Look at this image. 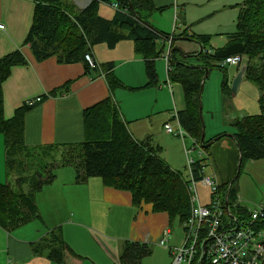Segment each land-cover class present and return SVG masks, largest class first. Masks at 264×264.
Listing matches in <instances>:
<instances>
[{
	"label": "crops",
	"instance_id": "0c3cea01",
	"mask_svg": "<svg viewBox=\"0 0 264 264\" xmlns=\"http://www.w3.org/2000/svg\"><path fill=\"white\" fill-rule=\"evenodd\" d=\"M91 1L62 0V3L74 16L85 10ZM246 1L152 0L156 10L144 12V20L159 32L175 35L176 38L185 33L209 37L208 48L218 50L236 32ZM114 5L102 2L100 16L113 20L118 11ZM35 9L36 4L31 0H0V23L5 26L0 30V59L21 50L28 60L25 66L13 67L2 84L5 119H12L26 101L41 99L24 117L26 147L39 152H52L54 147L63 151L65 146L84 143L87 137L85 110L111 97L119 106L132 136L139 141L151 140L162 147L164 160L180 172L179 169L185 166V153L189 151L193 155L198 148L194 151V143L185 134L171 135L165 130V125L169 124L178 132L180 123L173 114L186 109L184 89L168 79L166 54L170 53L171 57L172 48L168 42H165L164 56L155 63L158 83L149 88H143L148 82L146 62L138 55L134 41L124 40L113 48L107 43L93 46L91 53L96 62L100 66L111 65L113 74L123 84L122 88L112 91L108 73L103 70H88L83 62L64 63L56 57L36 60L30 46L25 44L33 25ZM183 38L177 41L175 48L184 54L195 55L202 50L203 46L197 40ZM242 65H227L226 68L230 67L227 70L230 86ZM222 82L223 76L217 90L215 84L209 85V81L205 87L209 98L214 91L219 98L221 95L226 105ZM253 84L247 79L243 81L239 90L241 92L243 88L242 97L232 93V109L233 105L243 109L245 102L259 104L260 93ZM241 111L240 118L249 116L247 110ZM208 114L205 113L206 117ZM228 115L224 117L225 122ZM235 119H230L233 123L229 124V128L221 122L220 128H212L215 124L213 119L206 126L205 144L228 135L209 146L211 148L207 151L210 159L207 169L210 172L204 168V176H210L216 185L231 182L238 171L240 152L233 139L236 134ZM226 131L231 134H225ZM48 156L50 160L54 158L50 153ZM63 168L70 167H60L55 173ZM71 176L61 185L56 183V176L52 184L35 193L36 218L11 231L0 225V264H122L120 260L127 242L151 245V254L140 264H172L173 255L168 247H177L178 243L175 241L174 223L170 224L166 213H155L150 205L135 206L131 193L107 187L101 178L78 182ZM8 179L5 140L0 134V184L7 183ZM197 190L208 194V199L200 198L201 204H209L210 190L203 185H198ZM168 228L172 232L169 241L165 246H159L163 232ZM56 229L70 249V253L66 250V259L62 263L50 261L47 255H38L33 250L35 244Z\"/></svg>",
	"mask_w": 264,
	"mask_h": 264
},
{
	"label": "trees",
	"instance_id": "16d2710c",
	"mask_svg": "<svg viewBox=\"0 0 264 264\" xmlns=\"http://www.w3.org/2000/svg\"><path fill=\"white\" fill-rule=\"evenodd\" d=\"M31 1L36 4V9L25 44L30 46L38 61L56 57L64 63L83 62L90 70L84 59L86 54L92 52L93 46L107 43L113 48L121 41L131 40L136 45L138 55L146 62L148 82L143 88H149L158 83L155 63L158 58L164 56L165 42L172 39L168 79L182 86L186 102V109L177 113L176 120L185 136L192 139L194 151L198 148L207 153L211 148L199 144L203 134L200 116L202 99L199 95L206 74L205 68L210 71L219 68L223 73V95L226 105L231 104L233 94L227 79L228 68L224 62L231 56L247 57L244 61L248 65L245 80H250L259 88L260 114L237 118L234 122L236 134L233 139L243 162L264 160V63L261 71L251 65L258 55L264 56V26H258L264 21V0L246 1L238 19L236 32L229 37L230 41L218 50L208 48L209 37L185 33L176 38L175 35L159 32L152 27L144 20V12L156 10L152 0H92L85 10L74 16L63 5L62 0ZM102 2L118 5L113 20L100 16L99 7ZM183 37L197 40L203 46L202 50L189 56L179 52L175 44L184 39ZM27 64L28 60L21 50H15L0 59V134L5 140L7 171L12 175L10 182L0 184V225L11 231L36 218L38 210L35 193L43 186L52 184L56 178V169L72 167L76 181L101 178L107 187L131 193L135 206L150 205L153 212L166 213L170 224L178 221L184 227L192 213L190 177L187 180L181 171L177 172L167 164L162 157V147L155 145L151 140L139 141L132 136L119 106L111 97L85 110L87 137L84 143L63 147L64 159L61 158L55 165L51 162L42 167L41 169H45V175L40 171L35 172L33 176L28 175L34 165H29L27 161L32 163L33 153H42L50 160L49 153L56 152L61 155L62 150L54 147L52 152H39L26 147L24 117L33 107L24 105L12 119L6 120L4 117L2 84L13 67ZM100 68L108 73L107 79L112 91L123 87L113 74L111 65ZM226 137L223 135L221 139ZM66 148L69 151L78 150L81 153L80 161L70 159ZM202 164L203 160H199L193 166L196 181L204 177ZM25 186L29 187L27 193ZM217 194L221 196L225 209L224 229L248 227L255 233L257 242L264 246V238L260 239V235H264V210L263 216L254 220L252 213L239 204L238 189L234 180L219 184ZM205 243L206 240L198 246L192 264H212L208 255L205 257ZM33 250L38 255H47L50 261L62 263L66 259V250L70 249L56 229L35 244ZM151 252L152 247L149 244L127 242L120 261L122 264H140ZM258 263L264 264V255L258 258Z\"/></svg>",
	"mask_w": 264,
	"mask_h": 264
},
{
	"label": "built area",
	"instance_id": "2783aa9c",
	"mask_svg": "<svg viewBox=\"0 0 264 264\" xmlns=\"http://www.w3.org/2000/svg\"><path fill=\"white\" fill-rule=\"evenodd\" d=\"M118 7L117 4L114 5ZM5 26L0 23V30ZM168 46H171V40L168 41ZM91 69L100 70V65L94 59L92 53L85 55L84 59ZM168 69H170V53L166 54ZM243 57L231 56L224 64L226 65H241ZM41 99L28 100L25 105L33 107L36 102ZM168 134L183 136L185 133L180 128L176 132L169 124L165 126ZM187 164L190 171V180L192 193V213L189 220L184 223V231L186 232L185 240L182 246L168 247L173 255L172 264H192L198 252V246L202 245V241L206 240L204 254L208 255V259L212 264H259L258 258L264 255V246L257 242L255 233L248 227L238 226L234 230H226L223 226V217L225 213L224 205L221 201V196L217 194L216 182L209 176L203 177L200 181H196L193 175V166L195 159L191 157V152H186ZM200 156L203 155L200 153ZM204 166V165H203ZM205 168V166H204ZM198 185H203L210 190V203L207 205L201 204ZM215 195V198H213ZM196 196V198L194 197ZM197 199V200H196ZM264 207L253 212L252 218L257 220L263 216ZM172 232L171 229H165L163 236L159 241L160 246H165L169 241ZM264 235H260L263 239ZM17 264V263H10Z\"/></svg>",
	"mask_w": 264,
	"mask_h": 264
},
{
	"label": "rangeland",
	"instance_id": "374dc122",
	"mask_svg": "<svg viewBox=\"0 0 264 264\" xmlns=\"http://www.w3.org/2000/svg\"><path fill=\"white\" fill-rule=\"evenodd\" d=\"M177 23L179 26L180 22L177 21ZM253 25H255V24H253ZM258 26H264V21H261L260 25H258ZM262 29L264 30V27H262ZM247 59H248L247 57L246 58L243 57L244 61H246ZM263 63H264V56L258 55L251 62V65L255 69H259V71H261L263 69L262 68ZM90 70L96 71V69H91V68H90ZM98 72H101V69ZM222 74L223 73L219 70V68L213 69V71L210 73V76L205 81V84H207L209 81L210 82L209 85L215 84V89L217 90L219 84H221V81H222V76H223ZM230 87H232V85ZM253 87L257 88L258 86L253 84ZM242 93H243V88L241 89L240 93H234V95H240L242 97L243 96ZM252 93H253V91H251L250 94L252 95ZM210 98H209V92H208V90H206V87L204 86V92L202 95V113H203V119H204V123H205V130H206L207 123L208 124L212 123V121H211L212 119L214 120L213 123H215L214 126H212V128L213 127L214 128H216V127L220 128L221 127L220 122L222 124L226 123V127L229 128V124L233 123L232 121H230V119L234 118V117H236V119H237V117L239 118L240 117L239 114L242 113L241 110H243V111L247 110L249 112L248 113L249 115L257 114L260 111L258 102L255 105H252V103L245 102L244 108L240 110V109L236 108L235 105H233V109L231 108L229 103H227V105H225L221 95L219 98L218 95L216 93H214V91L211 93ZM231 98H232V95H231ZM231 102H232V99H231ZM233 102H234V99H233ZM228 108H229V110H228ZM206 112H209L207 117L205 115ZM254 112H256V113H254ZM227 114H229L227 116L228 121L225 122L224 117ZM173 116L176 117L177 112L174 113ZM165 130H166V128H165ZM231 131H234V130L231 129ZM166 132H167V130H166ZM226 132L227 133H225V134H231L230 131H226ZM2 137H3V135H2ZM188 139H190V137H188ZM191 142L193 143V141H191ZM199 152H200V150L197 149L196 152H193V155L191 153V157L196 158V159L201 158V160H203V165L205 166V170H206L208 167V163L210 161L209 154L204 153V151H202L201 152V154L203 155V157H202L199 155ZM66 153H67V155H69L70 159H73V161H80L81 153L78 152V150L73 149V150L69 151V149L66 148ZM64 154H65V149H63V151H62V154H61L62 156L59 153L57 154L56 152H54V153H52L54 158H52L50 161L49 159H47V157H44L42 155V153H40V154L38 152L33 153V156H31V157H33L32 163L27 161V163H29V165H34L33 169L31 171H28L29 172L28 175L33 176V174L37 171H40L41 173H43V175H45V169H41V168L45 167L47 164H50L51 162L55 165L56 163H58L60 161L61 158L64 159ZM63 162H65V161H63ZM187 163H188L187 162V156L185 153V163H184L185 166L179 170H181V172L183 173V177L188 180V178L190 177V171H189ZM207 172H210V169H207ZM70 175H73V177L72 176L71 177L75 178L74 169L72 167L60 169L56 173V176L58 178L55 181L58 185H61L62 181L68 180ZM11 176L12 175H9L8 182L11 181V179H10V178H12ZM31 176H29V177H31ZM233 180L235 183V187H237V189H238V197H239L238 202L244 209H246L249 213H253L257 210H260L264 206V160L263 161L260 160V161H247V162L245 161V162H243L241 169H240V173L239 174L236 173L235 178ZM7 183H5V184H7ZM24 190L26 193L29 192V187L25 186ZM194 197L196 198V196H194ZM199 197L208 199V194L203 193V192H199ZM86 200L87 199H86V193H85V202H87ZM174 232H176L175 241H177V243H178L176 246H178V247L182 246L184 243V240H185L186 232L183 230L182 226L180 225V223L178 221H175V223H174ZM159 246H160V244H159ZM172 246H175V245H172Z\"/></svg>",
	"mask_w": 264,
	"mask_h": 264
},
{
	"label": "water",
	"instance_id": "95a60500",
	"mask_svg": "<svg viewBox=\"0 0 264 264\" xmlns=\"http://www.w3.org/2000/svg\"><path fill=\"white\" fill-rule=\"evenodd\" d=\"M178 51L183 53L180 49H178ZM184 55L185 56H189V55H186V54H184ZM247 66H248L247 63L243 62V65H242L240 71L238 72V74L232 80V83H231V85H232V87H231L232 93H236V92H238L240 90V87H241L243 81H245L244 79L246 77V71L248 69ZM205 72H206V74L204 76V79H203V82H202V86H201V95H199V96H201V99H202V95H203V91H204L205 81L210 76L211 71L208 68H205ZM200 116H201V120H202L201 123L203 124V134H202V138H201L200 144H201V146L209 147L212 144H214L215 142L219 141L222 137L215 139L214 141H212V143L205 144V133L206 132H205V123H204V119H203V113H202V106H201ZM226 136H228V135H226ZM242 162H243V159H242V156H240L239 161H238V171H237L238 174L240 173ZM226 207H228V203L226 204Z\"/></svg>",
	"mask_w": 264,
	"mask_h": 264
},
{
	"label": "bare ground",
	"instance_id": "6f19581e",
	"mask_svg": "<svg viewBox=\"0 0 264 264\" xmlns=\"http://www.w3.org/2000/svg\"><path fill=\"white\" fill-rule=\"evenodd\" d=\"M200 144V143H199Z\"/></svg>",
	"mask_w": 264,
	"mask_h": 264
}]
</instances>
